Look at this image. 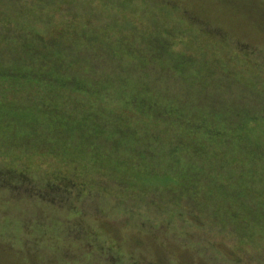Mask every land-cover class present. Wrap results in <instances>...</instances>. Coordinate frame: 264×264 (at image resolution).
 <instances>
[{"label": "rangeland", "instance_id": "rangeland-1", "mask_svg": "<svg viewBox=\"0 0 264 264\" xmlns=\"http://www.w3.org/2000/svg\"><path fill=\"white\" fill-rule=\"evenodd\" d=\"M0 264H264V0H0Z\"/></svg>", "mask_w": 264, "mask_h": 264}, {"label": "trees", "instance_id": "trees-1", "mask_svg": "<svg viewBox=\"0 0 264 264\" xmlns=\"http://www.w3.org/2000/svg\"><path fill=\"white\" fill-rule=\"evenodd\" d=\"M56 40V39H55ZM159 44L165 48V43L164 42H159ZM57 44H55L54 46H56ZM34 49V51L36 52L35 56L32 55V57H29L32 60H37L39 67L41 68L40 70H37V74L38 77L40 79L45 78V76L52 78L53 80L56 81V84H52L53 88L51 91V94H49L48 98L43 99V97H41V100H39L38 102L36 101L35 104V108L36 109L32 114L37 116H41L43 118H47L49 119V121L51 122V125L49 126L51 128V126L53 125V129L56 132H64V133H73V132H77L79 135H84L85 133V127L86 126H90L91 123L93 124L92 126L96 128H98V126H96L98 120H99V112L92 114V112L90 111H84L86 114H84L83 119L77 121L75 119V117H77L79 115V107L75 106L72 110V112H66L64 113L63 110L59 107V103L58 100L56 99V88H57V84L61 83L63 86H67V84L69 83V77L65 72V67H62L61 63H66V58L63 55L62 51H59L57 48H55L54 50H50L53 53V56L48 58L49 61L47 59H45L47 57V55L45 54H41L43 49H36L34 47V45L31 44V49ZM56 50V53L54 54ZM137 53V50H134ZM141 55H143L144 53H140ZM39 60V61H38ZM38 67V68H39ZM14 70V78L15 79H20L18 78V76H23L25 71H30L33 69L32 67L29 68L28 70H22V68L20 67V65H16L15 67H12ZM12 68H10V70H12ZM29 72V73H30ZM26 73V72H25ZM20 74V75H18ZM18 75V76H16ZM23 78V77H21ZM31 78V77H29ZM26 81H29V79H26ZM19 82H21L22 84L24 82H22L21 80H19ZM75 88L78 89L81 92H84L85 90L83 88H81L79 81H76L73 83ZM77 91V90H75ZM127 102V101H125ZM133 103L136 106V108H138L141 112H156L159 113L162 111V104H159L157 102H154L153 100H148V98L146 96H139L136 99H133ZM85 105V104H83ZM163 117L167 118H171L172 114L169 113V115H166L164 113ZM7 115L8 113H4V115L2 116L3 121L7 120ZM103 117V116H102ZM180 119V118H179ZM104 125L106 123V121L104 122ZM91 127V126H90ZM96 131H99L96 129ZM112 131H115L112 130ZM61 133V134H62ZM120 133V132H117ZM32 134L35 136H38L42 141H44V143L47 145V148L50 149L51 146H53V143H50L51 141L48 142V139L45 141V138H41L42 136L36 132L32 131ZM215 136L217 137V140H221V141H226L229 140L231 138H233V136L231 135L230 132L227 131H221L218 130L215 132ZM214 137V136H213ZM31 138H33L31 136ZM48 142V143H47ZM83 143H85V140L82 141ZM44 144V146H45ZM199 154L200 151L201 153H203V157H210L211 159V155L209 154V152L207 151V148H205L204 146L199 147L194 149L193 153ZM175 153V152H172ZM195 157H197L196 154H194ZM206 159V158H205ZM208 159V158H207ZM209 160V159H208ZM222 165H225V167H228L227 162H223L222 160ZM131 164L126 162L124 164H122V167L124 166L126 169L130 166ZM196 170H199L198 168L196 169L195 167H193ZM145 170V169H144ZM138 175H140V178H142L144 175V173H137ZM136 174V175H137ZM194 179V178H193ZM124 181V179H123ZM126 181V180H125ZM133 185V184H132Z\"/></svg>", "mask_w": 264, "mask_h": 264}]
</instances>
